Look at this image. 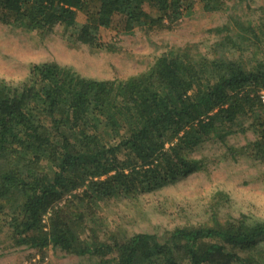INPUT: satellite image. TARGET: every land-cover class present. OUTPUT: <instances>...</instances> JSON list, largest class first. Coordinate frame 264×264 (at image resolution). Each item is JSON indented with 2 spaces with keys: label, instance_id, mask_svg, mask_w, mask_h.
<instances>
[{
  "label": "trees",
  "instance_id": "16d2710c",
  "mask_svg": "<svg viewBox=\"0 0 264 264\" xmlns=\"http://www.w3.org/2000/svg\"><path fill=\"white\" fill-rule=\"evenodd\" d=\"M200 2L207 13L229 9L226 0ZM192 4L0 0V22L48 33L63 26L70 41L94 46L115 17L126 31L165 26L164 20L172 24L193 11ZM153 11L159 21L150 18ZM78 13L85 14V24ZM231 21L214 30L222 39L212 47L213 57L193 52L196 45L172 49L126 80L87 79L56 63L32 67L20 84L0 80V247L8 242L11 249L59 250L96 264H143L154 257L166 264H264L257 246L264 222L245 216L221 222L214 214L204 225L177 228L160 241L144 233L118 237L96 208L197 172L201 165L192 153L220 130L216 122L221 129L239 123L244 134L252 133L244 155L264 163V61L235 56L260 38L252 23ZM238 153L228 149L233 160L244 156Z\"/></svg>",
  "mask_w": 264,
  "mask_h": 264
},
{
  "label": "rangeland",
  "instance_id": "374dc122",
  "mask_svg": "<svg viewBox=\"0 0 264 264\" xmlns=\"http://www.w3.org/2000/svg\"><path fill=\"white\" fill-rule=\"evenodd\" d=\"M228 10L207 13L200 0H193V11L165 26L124 30L119 17L98 34V44L87 46L75 43L63 26L52 32L37 29L27 31L0 22V80L13 84L24 82L34 66L56 63L72 68L81 77L93 80H126L147 71L154 61L169 50L194 46L193 52L213 57L212 47L222 37L214 30L231 23V17L246 25L252 23L260 40L251 42L240 55L245 62L264 61V0H251L243 5L226 0ZM95 6V5H93ZM150 7L146 11H150ZM93 13V9L91 10ZM150 18L159 21L157 11ZM86 16L78 13V22L86 23ZM248 121L242 122L244 127ZM206 136L192 153L200 162V169L186 179L173 182L155 191L135 192L130 197L98 202L97 212L114 234L157 235L163 241L177 228L204 225L216 214L219 220L236 221L245 216L250 222H264V163L244 155L243 148L254 141L252 133L244 134L236 125ZM236 148L233 160L228 149ZM243 150V151H242ZM67 197L59 203L64 205ZM7 240V238H4ZM6 242L0 247V264H96L90 257L66 256L59 250L11 249ZM264 250V241L258 242ZM258 257V251L254 252ZM178 256L176 255V258ZM143 264H166L154 257ZM184 264H186L184 262Z\"/></svg>",
  "mask_w": 264,
  "mask_h": 264
},
{
  "label": "built area",
  "instance_id": "2783aa9c",
  "mask_svg": "<svg viewBox=\"0 0 264 264\" xmlns=\"http://www.w3.org/2000/svg\"><path fill=\"white\" fill-rule=\"evenodd\" d=\"M261 101H262V103L264 104V92L261 93Z\"/></svg>",
  "mask_w": 264,
  "mask_h": 264
}]
</instances>
